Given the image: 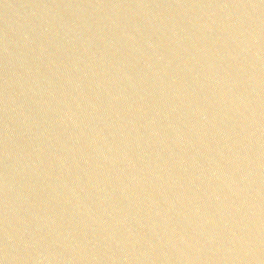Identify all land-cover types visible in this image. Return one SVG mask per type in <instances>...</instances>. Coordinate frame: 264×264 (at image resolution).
I'll return each instance as SVG.
<instances>
[{
  "label": "water",
  "instance_id": "obj_1",
  "mask_svg": "<svg viewBox=\"0 0 264 264\" xmlns=\"http://www.w3.org/2000/svg\"><path fill=\"white\" fill-rule=\"evenodd\" d=\"M0 264H264V0H0Z\"/></svg>",
  "mask_w": 264,
  "mask_h": 264
}]
</instances>
